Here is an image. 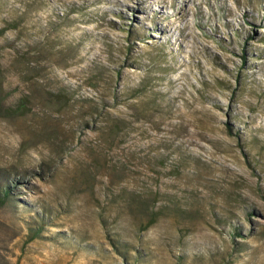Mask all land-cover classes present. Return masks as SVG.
Segmentation results:
<instances>
[{"label": "rangeland", "instance_id": "rangeland-1", "mask_svg": "<svg viewBox=\"0 0 264 264\" xmlns=\"http://www.w3.org/2000/svg\"><path fill=\"white\" fill-rule=\"evenodd\" d=\"M7 26L0 264H264V0H0Z\"/></svg>", "mask_w": 264, "mask_h": 264}, {"label": "trees", "instance_id": "trees-1", "mask_svg": "<svg viewBox=\"0 0 264 264\" xmlns=\"http://www.w3.org/2000/svg\"><path fill=\"white\" fill-rule=\"evenodd\" d=\"M10 26L0 28V36L4 34V32L9 29ZM2 70L0 68V117H4L6 119H16L19 117H23L26 114H28L31 111V100L29 96L22 95L19 99L15 101L13 105H7L6 100L10 96V93L5 92L2 86L3 83V77L1 76ZM49 96L52 99H56L58 101L64 102L65 104H68L70 99L68 98L69 95L64 91V89L60 88L55 92L48 93ZM106 114V115H105ZM106 120H105V132L106 136H100L102 137L106 142L105 144L109 145L111 144H118L120 145L123 143L124 139L121 136V133H123V130L125 128L126 120L123 118H120L114 114L111 113H104ZM160 164H163V160L160 161ZM125 192V191H123ZM3 197H7L9 195V189L5 188L4 192L2 193ZM135 198L132 197V201L134 202ZM148 207H144V204L140 203L137 206V211L141 212H148L146 215V221L141 222L139 224L137 231H144L148 227H150L152 224L156 222V214L154 211L148 210ZM112 247L114 248V251L121 257L122 264H143V256L141 251H136L137 253L135 257L131 256V250H129V247L125 245L123 247V250H119L118 246L115 242H112ZM134 261V262H132Z\"/></svg>", "mask_w": 264, "mask_h": 264}]
</instances>
